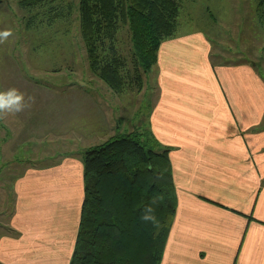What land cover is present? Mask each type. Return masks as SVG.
Listing matches in <instances>:
<instances>
[{
	"label": "crops",
	"instance_id": "0c3cea01",
	"mask_svg": "<svg viewBox=\"0 0 264 264\" xmlns=\"http://www.w3.org/2000/svg\"><path fill=\"white\" fill-rule=\"evenodd\" d=\"M11 13L0 4V30L13 32L0 53V90L15 87L36 102L6 119L24 168L0 213V264H68L83 199L84 145L107 121L86 87L23 72L11 56ZM209 54L200 32L165 40L157 54L149 127L170 147L177 194L160 264H264V79L248 64L213 66ZM50 136L75 144L48 162L30 155V143Z\"/></svg>",
	"mask_w": 264,
	"mask_h": 264
},
{
	"label": "trees",
	"instance_id": "16d2710c",
	"mask_svg": "<svg viewBox=\"0 0 264 264\" xmlns=\"http://www.w3.org/2000/svg\"><path fill=\"white\" fill-rule=\"evenodd\" d=\"M15 1L30 12L29 25H53L72 9L61 0ZM180 6L181 0H79V34L91 71L116 93L131 85L132 76L139 81L140 69L156 64L161 43L176 38ZM256 13L264 26V0H258ZM124 27L129 60L116 44ZM169 151L150 127L116 134L83 151V199L68 264H160L177 209ZM161 192L166 199L156 209L162 224L157 230L140 215Z\"/></svg>",
	"mask_w": 264,
	"mask_h": 264
},
{
	"label": "rangeland",
	"instance_id": "374dc122",
	"mask_svg": "<svg viewBox=\"0 0 264 264\" xmlns=\"http://www.w3.org/2000/svg\"><path fill=\"white\" fill-rule=\"evenodd\" d=\"M61 1L72 4L69 16L47 26L45 23L36 25L35 21L29 25L28 10L19 7L15 0H3L12 12L11 24L17 35V44L11 56L29 78L61 85L70 82L93 93V98L99 103L96 102L98 109L95 110L100 113L99 109H102L104 114L101 118L107 123L102 124L105 129L102 135L95 134L91 143L84 145L87 148L101 144L116 134L149 129L150 112L159 92L156 64L147 71L140 69L139 81L132 76L129 79L131 85L120 93L114 92L90 69L79 34V0ZM257 3L258 0H181L175 35L179 37L200 32L210 43V63L248 64L264 79V26L256 13ZM116 44L119 52L129 60L131 44L127 28L118 32ZM3 48L4 44H0V53ZM15 133V127L7 120L0 121V213L8 207L4 198L8 199L12 181L24 168L17 159L19 151L14 143ZM72 144L75 143L63 136L60 139L46 137L29 144L32 147L30 155L43 157V162H48L53 157L57 158L56 152L62 155L70 151ZM27 150L25 146L22 152L26 154ZM50 155H53L51 159ZM21 157L25 158L24 155Z\"/></svg>",
	"mask_w": 264,
	"mask_h": 264
},
{
	"label": "clouds",
	"instance_id": "9594fccd",
	"mask_svg": "<svg viewBox=\"0 0 264 264\" xmlns=\"http://www.w3.org/2000/svg\"><path fill=\"white\" fill-rule=\"evenodd\" d=\"M13 35L11 29L0 30V44L8 41ZM36 102L35 96L28 95L18 88L11 87L6 90H0V121H5L9 116H17L21 113L30 111ZM163 174L161 173L162 178ZM166 199L164 193L154 194L148 204L144 205L141 211L140 220L144 224H151L153 228L162 227L161 221L156 215V209Z\"/></svg>",
	"mask_w": 264,
	"mask_h": 264
}]
</instances>
